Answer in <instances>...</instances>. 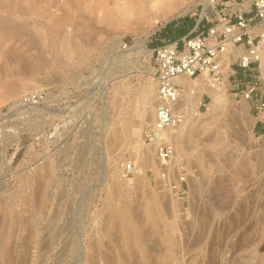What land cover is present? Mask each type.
I'll list each match as a JSON object with an SVG mask.
<instances>
[{
  "label": "rangeland",
  "instance_id": "1",
  "mask_svg": "<svg viewBox=\"0 0 264 264\" xmlns=\"http://www.w3.org/2000/svg\"><path fill=\"white\" fill-rule=\"evenodd\" d=\"M198 1L171 10L163 0H0V264H242L244 233L254 235L253 264H264V131L231 80L218 103L201 95L170 165L187 176L183 196L161 180L154 147L142 163V132L112 140L147 84L153 101L154 49L194 29L211 3L183 9ZM156 20L167 26L148 39L152 55L133 49ZM261 77L264 90L263 66ZM35 92L43 103L25 101ZM114 208L136 233H124Z\"/></svg>",
  "mask_w": 264,
  "mask_h": 264
},
{
  "label": "built area",
  "instance_id": "2",
  "mask_svg": "<svg viewBox=\"0 0 264 264\" xmlns=\"http://www.w3.org/2000/svg\"><path fill=\"white\" fill-rule=\"evenodd\" d=\"M158 31L167 23L158 22ZM155 50V117L143 128L141 141L155 147L161 180L177 197L186 193L187 176H172L176 145L172 132L186 119L188 105L181 78H195L215 88L225 81L226 73L233 89L253 101L264 123V90L261 88L264 51V0H212L204 18L194 29L175 39L163 38ZM46 93L35 92L25 101L43 103ZM135 161L122 164L128 177Z\"/></svg>",
  "mask_w": 264,
  "mask_h": 264
},
{
  "label": "bare ground",
  "instance_id": "3",
  "mask_svg": "<svg viewBox=\"0 0 264 264\" xmlns=\"http://www.w3.org/2000/svg\"><path fill=\"white\" fill-rule=\"evenodd\" d=\"M163 1H164L165 4L167 3L166 5H168V6H166V7H168V8L171 7V10H172V8L174 6V3H172L173 0H163ZM211 2H212V0H199L198 2L194 3L192 6L186 7V9H183V11L194 10V9H196V7H197V5L199 3H203L204 4L203 12H205L206 8L208 7V5ZM168 12H170V11H166L165 13H168ZM145 13H143V15ZM206 13H207V11H206ZM158 26H159L158 23H156L154 25L153 29L147 33L145 39L138 40L137 43L134 45L133 49H135L136 51L140 50V52L143 51V52L151 54L152 51L147 49L146 43H147L148 39L152 36V34L158 29ZM66 44H67V42H66ZM68 50L66 52H68ZM262 66H263V72H264V51H263ZM151 78H154L156 80L154 74L151 76ZM225 79H226V81H225V83H226L227 79H228V72L226 73ZM181 81L185 84V94H184V96H185V99L187 101L186 104L188 105V114H187L186 119L171 134V138L174 140L175 145H176L175 159L178 156L179 144L183 145L184 142H185L184 141L185 140L184 139L185 135L195 128L196 118L200 115L198 107H199V105L201 103V95L204 92H208L209 94H211V96H212V98L214 100V102L212 101L213 105H214L215 103H218V101L222 98L223 94L221 92L223 91V89L225 87V83H222L220 86H217V87L213 88V87L209 86L206 82H198V80L195 79V78L183 77V78H181ZM229 83H230V80H229ZM151 92H152L151 86L149 84H147L144 87V89L142 90V97H141L142 101H141L140 110L138 111V113H135L134 115L131 112L132 115L129 118H127V121H126L127 127H126L125 131L124 130L122 131V130H119V129H115L113 131L112 140L114 142H118L119 140H122L124 138V136H126L129 140H131L132 138L136 137V134H139V133L142 132V130L140 128V122L142 120H144V119H147V120L151 121L155 117V109H154L155 93H154V97L152 98L153 99V101H152V100H150V93ZM196 96H198V98L195 99ZM150 103L153 106L152 110H148L147 109V106ZM187 139L188 138H186V140ZM145 146H148V147H147V150L144 151L142 153V156L140 157L141 160H142V163L148 162L149 159H150V156L152 155V153L154 154V148L155 147L153 148V146H149V145H145ZM133 148H135V147H133ZM135 149L137 151L140 150L139 147H137ZM260 156H261V154H260ZM260 156H257V157H260ZM260 164H262L261 161H260ZM240 171H241V173L239 174V179L240 180H244L246 178L247 174H246L244 168H242ZM149 211L154 216H157L158 211H159L158 210V204L157 203H153L150 206V210ZM133 212L134 211L132 210V208L129 205H127L126 206V213L132 214ZM113 217L120 221V223H121V225L123 227V231H124L125 234H127L128 236H131L132 234L136 233V229H137L136 222L135 221L132 222V221L128 220L126 218L125 213H123L121 210H119L118 208H114ZM242 236H243L245 241H248L250 243L249 245H246V242H245V245H243V246H246V247H243L242 250H241L242 264H253V261L255 259V255H256V253H255L256 252V246H255L256 242H254V235L252 233H249L247 236H245V233H244V234H242ZM170 241L171 240H169V242ZM240 241H242V239ZM143 254H144L145 258H148V253L147 252L146 253L143 252ZM134 256H136V255H134Z\"/></svg>",
  "mask_w": 264,
  "mask_h": 264
},
{
  "label": "trees",
  "instance_id": "4",
  "mask_svg": "<svg viewBox=\"0 0 264 264\" xmlns=\"http://www.w3.org/2000/svg\"><path fill=\"white\" fill-rule=\"evenodd\" d=\"M193 24H194V23L191 22L189 28H191V27L193 26ZM177 31H178L177 33L181 32L180 29H179V30L177 29ZM170 35H171L172 37H174V36L176 35V32L171 31V32H170ZM261 130L264 131V128H263V129H260V128L257 129V131H261Z\"/></svg>",
  "mask_w": 264,
  "mask_h": 264
},
{
  "label": "crops",
  "instance_id": "5",
  "mask_svg": "<svg viewBox=\"0 0 264 264\" xmlns=\"http://www.w3.org/2000/svg\"><path fill=\"white\" fill-rule=\"evenodd\" d=\"M172 37V36H171ZM176 37H172V38H169V39H175ZM256 128H260V129H263L264 128V123L259 119V123L258 125L256 126Z\"/></svg>",
  "mask_w": 264,
  "mask_h": 264
}]
</instances>
